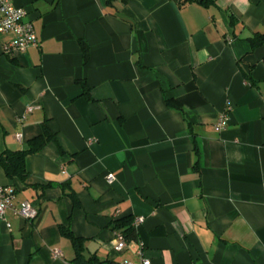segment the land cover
<instances>
[{"label":"crops","instance_id":"1","mask_svg":"<svg viewBox=\"0 0 264 264\" xmlns=\"http://www.w3.org/2000/svg\"><path fill=\"white\" fill-rule=\"evenodd\" d=\"M10 1L38 44L6 52L0 32V155L28 148L44 120L62 151L28 154L24 181L0 165L14 203L37 210L5 211L0 264H72L61 224L85 256L121 264H264V43L248 41L264 0ZM128 215L137 239L116 251L112 221Z\"/></svg>","mask_w":264,"mask_h":264},{"label":"trees","instance_id":"2","mask_svg":"<svg viewBox=\"0 0 264 264\" xmlns=\"http://www.w3.org/2000/svg\"><path fill=\"white\" fill-rule=\"evenodd\" d=\"M192 0H180V2H186ZM198 3L208 6L213 4L215 0H198ZM251 47L264 43V32H255L252 36L248 37ZM78 44L82 52V59L85 62L89 55V45L83 39H78ZM81 82L83 88V94L88 95L89 89L86 87L84 81ZM166 105L175 108L181 109V103L179 100L173 97H165ZM55 142L59 146V149L62 151L60 145L58 144L56 133L50 129L47 124V121L42 122L41 132L28 140V148L26 149H17V150H5L0 155V165L3 167L6 175L10 178L18 177L20 180L24 181L28 175V169L26 168V156L31 153H36L40 151L47 142ZM195 148V147H194ZM74 205H80V202L76 196V193L73 190H70L68 193ZM112 229L114 231H121L126 241L136 240L137 233L134 225L132 224V217L130 215L114 219L112 221ZM60 231L62 234L68 236L74 247H75V256L71 259L72 264H121L120 262L114 260H101L95 254L85 256L83 253V241L82 238L76 236L72 233L71 229L68 226L63 224L60 225Z\"/></svg>","mask_w":264,"mask_h":264},{"label":"built area","instance_id":"3","mask_svg":"<svg viewBox=\"0 0 264 264\" xmlns=\"http://www.w3.org/2000/svg\"><path fill=\"white\" fill-rule=\"evenodd\" d=\"M27 11L24 7L13 4L10 0H0V32L13 34V38L4 44V50L6 52L16 50H26L30 46H36L38 44V37L32 23L26 18ZM33 105L28 106V110H31ZM228 116L227 111L222 112L214 127L216 130H220L227 125ZM21 135L18 134L17 138L20 139ZM114 174L109 172L106 174V180L108 182L113 181ZM15 190L11 185H0V219L4 220V213L8 208L13 210L23 218L31 220L35 217L37 210L28 201L21 200L14 203ZM143 220L142 216H138L134 219V224H137ZM9 225V223H7ZM116 251H122L127 241L124 234L121 231H114ZM142 254L141 250H138ZM60 251L55 249L54 256H59ZM122 264H129L127 261H123ZM141 264H151L150 259L142 257Z\"/></svg>","mask_w":264,"mask_h":264}]
</instances>
